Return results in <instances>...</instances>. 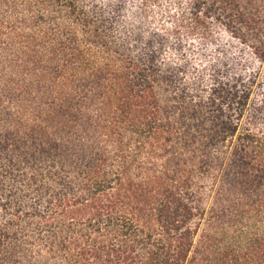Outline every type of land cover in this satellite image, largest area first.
I'll return each mask as SVG.
<instances>
[{
    "label": "trees",
    "instance_id": "obj_1",
    "mask_svg": "<svg viewBox=\"0 0 264 264\" xmlns=\"http://www.w3.org/2000/svg\"><path fill=\"white\" fill-rule=\"evenodd\" d=\"M157 2L0 0V264H264V0Z\"/></svg>",
    "mask_w": 264,
    "mask_h": 264
},
{
    "label": "rangeland",
    "instance_id": "obj_2",
    "mask_svg": "<svg viewBox=\"0 0 264 264\" xmlns=\"http://www.w3.org/2000/svg\"><path fill=\"white\" fill-rule=\"evenodd\" d=\"M185 0H158L156 4L149 5L150 20L152 23L160 24L165 20L164 14L173 9L175 2L183 4ZM215 30V29H214Z\"/></svg>",
    "mask_w": 264,
    "mask_h": 264
}]
</instances>
